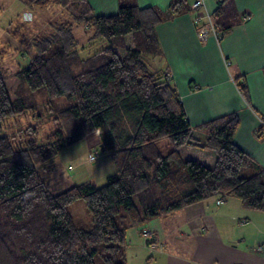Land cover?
Listing matches in <instances>:
<instances>
[{
	"label": "trees",
	"instance_id": "trees-1",
	"mask_svg": "<svg viewBox=\"0 0 264 264\" xmlns=\"http://www.w3.org/2000/svg\"><path fill=\"white\" fill-rule=\"evenodd\" d=\"M16 1L56 6L70 21L22 39L32 55L12 76L0 47V264H126L128 230L211 197H234L264 212V169L233 142L237 114L201 124L195 130L205 135L197 137L165 72L148 68L147 56L159 52L154 27L190 12L184 0L164 11L120 4L110 16H95L85 0ZM210 19L221 38L243 16L234 0H218ZM74 25L92 31L87 41L99 46L93 53L80 56ZM11 27L6 34L17 38L19 28ZM240 92L247 101L245 85ZM37 93L56 129L43 143L35 125L6 133L7 120L36 108ZM98 129V149L113 172L100 186L85 181L52 193L37 167ZM162 140L170 145L165 154ZM184 146L213 152V167L182 159ZM79 200L89 228L75 225L68 211Z\"/></svg>",
	"mask_w": 264,
	"mask_h": 264
},
{
	"label": "crops",
	"instance_id": "crops-1",
	"mask_svg": "<svg viewBox=\"0 0 264 264\" xmlns=\"http://www.w3.org/2000/svg\"><path fill=\"white\" fill-rule=\"evenodd\" d=\"M85 1L95 16H110L120 4L164 11L176 0ZM202 1L200 11L210 16L218 0ZM234 7L243 19L221 38L209 32L200 40L191 11L159 23L154 27L159 52L148 64L165 72L197 137L205 135L195 130L201 124L237 114L233 142L264 169V0H234ZM200 153L205 166L213 167L215 155ZM101 157L109 158L102 151ZM144 230L152 233L150 244L141 238ZM126 237V264H264V212L245 209L230 196L154 218L128 230Z\"/></svg>",
	"mask_w": 264,
	"mask_h": 264
},
{
	"label": "rangeland",
	"instance_id": "rangeland-1",
	"mask_svg": "<svg viewBox=\"0 0 264 264\" xmlns=\"http://www.w3.org/2000/svg\"><path fill=\"white\" fill-rule=\"evenodd\" d=\"M65 19L69 20L67 14L53 5H49L44 9H38L36 7L27 8L16 0H0V47H6L7 52L3 60L5 74L12 76L14 72L26 65L30 60L32 55L30 45L28 43L23 44L22 39L29 40L37 34L46 32V25L50 22H61ZM10 23L12 24L11 28L16 27L20 30L17 38L6 34ZM91 34L92 31L81 25L73 26V35L78 42L81 57H85V54L93 53L99 47L95 41H87ZM125 40L127 43L130 37ZM150 57L149 55L146 58L148 63V58ZM148 68L151 71L153 67L151 64L150 66L148 64ZM36 99L37 106L34 110L21 117L7 120L5 124L6 133L14 132L18 129H25L28 125H35L37 129V140L43 143L47 135L56 129L57 123L53 119L54 113L45 104V96L37 93ZM98 134L94 131L92 136H88L82 141L61 150L52 159L37 167L52 193H58L73 184H79L85 181H92L96 186H100L105 182L107 175L113 172L110 159H102L101 157V152L98 149V139L96 137ZM158 148L162 154H165L170 150V145L167 140H162L158 143ZM179 150L185 158L189 157L204 165L208 162L204 160L200 151L214 155L209 150H201L197 147L188 148L184 146L178 149V152ZM90 153L96 155L94 162L88 160ZM68 211L75 225L89 228V216L81 200L69 205ZM141 238L143 237L141 236ZM159 245L162 248V244L158 243L157 246L158 249H161Z\"/></svg>",
	"mask_w": 264,
	"mask_h": 264
},
{
	"label": "built area",
	"instance_id": "built-area-1",
	"mask_svg": "<svg viewBox=\"0 0 264 264\" xmlns=\"http://www.w3.org/2000/svg\"><path fill=\"white\" fill-rule=\"evenodd\" d=\"M203 6V1L202 0H196L195 2H193L192 4L189 5V8L192 12H194V24H196L197 26V36L200 40H204L206 34L213 33L216 36V33L213 29L212 23H211V19L210 16H206V14H204L203 12L200 11V9H202ZM97 133V130L95 131ZM91 156H95L93 154H89L88 155V160L91 161L89 159V157ZM141 236L143 237V239H150L152 236V233L149 230H144L142 231ZM161 248V245H159Z\"/></svg>",
	"mask_w": 264,
	"mask_h": 264
},
{
	"label": "clouds",
	"instance_id": "clouds-1",
	"mask_svg": "<svg viewBox=\"0 0 264 264\" xmlns=\"http://www.w3.org/2000/svg\"><path fill=\"white\" fill-rule=\"evenodd\" d=\"M97 133H99V129L97 130ZM89 159L94 162L95 161V156H91V157H89Z\"/></svg>",
	"mask_w": 264,
	"mask_h": 264
}]
</instances>
